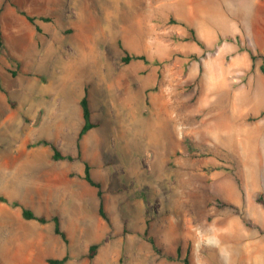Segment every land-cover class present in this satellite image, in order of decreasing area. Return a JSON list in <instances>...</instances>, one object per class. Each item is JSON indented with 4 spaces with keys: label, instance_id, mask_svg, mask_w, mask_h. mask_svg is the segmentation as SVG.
<instances>
[{
    "label": "rangeland",
    "instance_id": "374dc122",
    "mask_svg": "<svg viewBox=\"0 0 264 264\" xmlns=\"http://www.w3.org/2000/svg\"><path fill=\"white\" fill-rule=\"evenodd\" d=\"M260 2L0 0V264H264Z\"/></svg>",
    "mask_w": 264,
    "mask_h": 264
},
{
    "label": "trees",
    "instance_id": "16d2710c",
    "mask_svg": "<svg viewBox=\"0 0 264 264\" xmlns=\"http://www.w3.org/2000/svg\"><path fill=\"white\" fill-rule=\"evenodd\" d=\"M21 14L26 16V19L35 24V16L32 15H28L26 13H24L23 11L20 12ZM42 20H49L48 17H41ZM179 23H181L184 27H188L187 24L185 22L180 21ZM35 29L39 30V26L35 25ZM189 32H190V37H187L186 39H192L193 41L197 42L199 45L201 46H205L204 43L198 38L197 34L195 33V29L193 27H188ZM1 44V41H0ZM251 53V58H254V55L252 54V51L249 50ZM131 59H139V60H143V61H147L146 57L144 54H129L126 50H124V54L121 56V61L123 63H128ZM261 72L264 74V64L261 65L260 67ZM79 104L81 107V115H82V119H83V123L78 131L77 134V138H76V153L75 154H71V153H62L61 150L58 148V146L47 140V139H42L39 140L35 143L36 144H43V145H47L50 147L51 149V158L53 160H68V161H73L75 159L77 160H81L83 163V173L81 174V177L90 185L93 186L94 188H96V196L98 199V214L106 221V222H110L108 214L104 208V197H103V190H102V183L101 181L95 180L90 172L91 166L89 164V162L87 160H83L82 159V155H81V150H80V140L82 138V136L90 129H92L93 127L97 126L96 122H93L91 120V109L89 106V101H88V87L85 86L84 87V93L83 95L80 97L79 99ZM264 113V111H263ZM70 175H73V173L71 172ZM257 201L262 203L261 198H257ZM13 205H17L16 202L12 203ZM225 205H230L228 203H225ZM233 207V205H230ZM21 216L24 219L27 220H36L40 223H45L48 221V218L44 215H36L31 209L29 208H25L22 207L21 209ZM51 220L53 221V229L54 232L56 234H58L62 240L66 243L67 242V237H66V233L65 231L61 228L60 226V221L57 215H54ZM150 241L153 243V240L150 238ZM98 244L97 243H92L88 246L87 249V258L89 260V264L91 262V260L94 258L95 254H96V250H97ZM155 247V246H154ZM156 248V247H155ZM157 249V248H156ZM177 252H180V249L177 248ZM68 259V255L65 254L64 256L60 257V258H48L47 261L50 264H63L66 260ZM121 259L119 260L120 264ZM184 264H188V259L184 258L183 260Z\"/></svg>",
    "mask_w": 264,
    "mask_h": 264
},
{
    "label": "crops",
    "instance_id": "0c3cea01",
    "mask_svg": "<svg viewBox=\"0 0 264 264\" xmlns=\"http://www.w3.org/2000/svg\"><path fill=\"white\" fill-rule=\"evenodd\" d=\"M172 1V0H171ZM263 2H260V3H263V4H261V9H259V11H258V15H262V20L264 21V0H262ZM252 15H251V17H254V16H256V13L255 12H252L251 13ZM232 16V15H231ZM230 16V21L232 20V17ZM255 18V17H254ZM252 20V19H251Z\"/></svg>",
    "mask_w": 264,
    "mask_h": 264
}]
</instances>
